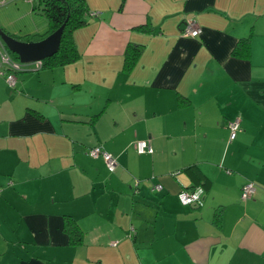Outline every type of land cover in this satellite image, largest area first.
<instances>
[{
  "label": "crops",
  "instance_id": "1",
  "mask_svg": "<svg viewBox=\"0 0 264 264\" xmlns=\"http://www.w3.org/2000/svg\"><path fill=\"white\" fill-rule=\"evenodd\" d=\"M85 2L97 15L74 33L75 63L0 76V264H264V0ZM29 4L19 33L42 34ZM129 44L142 52L125 72ZM196 187L202 205H182Z\"/></svg>",
  "mask_w": 264,
  "mask_h": 264
},
{
  "label": "trees",
  "instance_id": "2",
  "mask_svg": "<svg viewBox=\"0 0 264 264\" xmlns=\"http://www.w3.org/2000/svg\"><path fill=\"white\" fill-rule=\"evenodd\" d=\"M32 3V10H37L48 21V27L43 34H24L18 37L11 35L0 27V31L21 42H38L58 30L62 25L60 45L57 52L50 58L43 60L42 68H53L58 66H66L75 63L79 58V53L74 42V33L87 24L89 17L93 11H89L85 0H29ZM146 31V28L144 29ZM249 38H243L239 41L233 50V56L237 58H246L249 50ZM5 46V45H4ZM6 48V46H5ZM7 49V48H6ZM14 61H19L18 56L6 50ZM142 52V47L129 44L124 56L123 69L125 72L132 70L133 65L137 62ZM26 65H22V68ZM19 72V71H18ZM235 120V119H234ZM231 122V121H230ZM252 183V182H247ZM244 184L243 186H245ZM254 184V183H253ZM255 186V184H254ZM252 197V196H251ZM63 230L70 238V244L79 245L82 243V230L76 222L70 218H65Z\"/></svg>",
  "mask_w": 264,
  "mask_h": 264
},
{
  "label": "built area",
  "instance_id": "3",
  "mask_svg": "<svg viewBox=\"0 0 264 264\" xmlns=\"http://www.w3.org/2000/svg\"><path fill=\"white\" fill-rule=\"evenodd\" d=\"M9 0H0V5H4ZM97 15L96 12L91 13V16ZM183 36L197 37L201 34V30L195 25L193 21H187L184 24V27L181 31ZM20 61H14L8 52H0V66L5 67L6 71H0V76H3L10 87H15L16 78L15 74L20 71L22 67ZM25 65V64H24ZM27 65H32L35 69H41L43 67V61H34L28 63ZM228 128L230 130L229 140L232 141L235 139L236 135L241 131V125L239 118L228 123ZM135 150L138 154L151 153L152 149L146 141H137L135 143ZM88 155L92 158L101 157L107 170L109 172H114L116 167V161L114 158L106 153L100 147H94L88 150ZM156 189H160V186H156ZM200 187H196L193 190H182L178 194V199L182 205H195L201 206L203 202V190ZM255 191V186L253 183H248L241 189L242 199H249Z\"/></svg>",
  "mask_w": 264,
  "mask_h": 264
},
{
  "label": "water",
  "instance_id": "4",
  "mask_svg": "<svg viewBox=\"0 0 264 264\" xmlns=\"http://www.w3.org/2000/svg\"><path fill=\"white\" fill-rule=\"evenodd\" d=\"M64 25L38 42H21L0 31V39L11 53L18 56L20 63L43 61L52 57L58 50Z\"/></svg>",
  "mask_w": 264,
  "mask_h": 264
},
{
  "label": "rangeland",
  "instance_id": "5",
  "mask_svg": "<svg viewBox=\"0 0 264 264\" xmlns=\"http://www.w3.org/2000/svg\"><path fill=\"white\" fill-rule=\"evenodd\" d=\"M23 1L24 0H9L6 4L0 6V19H1V21L5 22L6 25L10 26V31H12V32H10L9 30H7L6 28H4L1 25H0V27L3 28L5 32L10 33L11 35H14L15 37L30 33V32H24V31L19 33V30H18L19 28L23 27V25L28 24L27 23L28 19L25 21L22 19L20 21L19 20L16 21V19L23 14V10L19 7V3L23 2ZM13 5L15 6L16 10L10 9V7H14ZM30 6H31V4H29V8L32 7V6L31 7ZM17 9H20L19 12L17 11ZM32 11L34 13H38L37 10L36 11L31 10V12ZM43 20H45V22L48 23V21L45 18H43ZM10 23H12V24H10ZM13 31H17V34L15 35V33H13ZM45 32L46 31L42 32V34ZM30 34H32V35L36 34L37 35V33L34 31H33V33L31 32ZM38 34H41V33H38Z\"/></svg>",
  "mask_w": 264,
  "mask_h": 264
},
{
  "label": "clouds",
  "instance_id": "6",
  "mask_svg": "<svg viewBox=\"0 0 264 264\" xmlns=\"http://www.w3.org/2000/svg\"><path fill=\"white\" fill-rule=\"evenodd\" d=\"M202 191V190H201Z\"/></svg>",
  "mask_w": 264,
  "mask_h": 264
}]
</instances>
